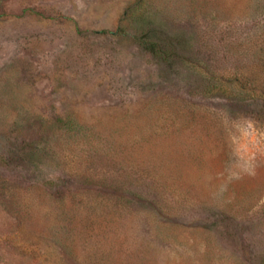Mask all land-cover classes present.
Masks as SVG:
<instances>
[{
    "label": "rangeland",
    "instance_id": "374dc122",
    "mask_svg": "<svg viewBox=\"0 0 264 264\" xmlns=\"http://www.w3.org/2000/svg\"><path fill=\"white\" fill-rule=\"evenodd\" d=\"M0 264H264V0H0Z\"/></svg>",
    "mask_w": 264,
    "mask_h": 264
},
{
    "label": "trees",
    "instance_id": "16d2710c",
    "mask_svg": "<svg viewBox=\"0 0 264 264\" xmlns=\"http://www.w3.org/2000/svg\"><path fill=\"white\" fill-rule=\"evenodd\" d=\"M149 50L151 51V50H152V48H149Z\"/></svg>",
    "mask_w": 264,
    "mask_h": 264
}]
</instances>
